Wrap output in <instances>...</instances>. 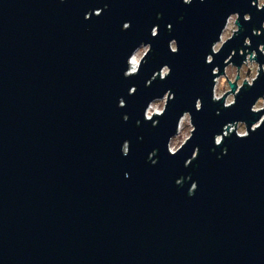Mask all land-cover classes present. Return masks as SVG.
I'll use <instances>...</instances> for the list:
<instances>
[{
	"label": "water",
	"instance_id": "1",
	"mask_svg": "<svg viewBox=\"0 0 264 264\" xmlns=\"http://www.w3.org/2000/svg\"><path fill=\"white\" fill-rule=\"evenodd\" d=\"M233 12L240 32L206 64ZM262 23L252 0H0V264H264V125L214 145L224 125L250 130L259 119L250 107L264 96V72L235 106L211 100L212 68L222 75L233 52L239 67L242 51H258ZM142 42L151 51L125 78ZM164 65L171 74L147 85ZM169 89L175 98L153 127L144 111ZM185 111L196 130L170 155Z\"/></svg>",
	"mask_w": 264,
	"mask_h": 264
},
{
	"label": "clouds",
	"instance_id": "2",
	"mask_svg": "<svg viewBox=\"0 0 264 264\" xmlns=\"http://www.w3.org/2000/svg\"><path fill=\"white\" fill-rule=\"evenodd\" d=\"M64 0H61L63 3ZM193 0H183L185 5H191ZM204 0H200V3H203ZM252 5L258 11H264V0H252ZM107 7V5H105ZM103 12V9H95L94 11H89L85 15V19H90L92 15L100 16ZM158 14V18H159ZM240 13L233 12L226 17L225 24L219 33L218 40L214 41L211 44V53L206 56V64H213L215 55L221 53L223 47L227 42L232 40L234 36H236L240 32L239 26ZM252 17L250 14L245 13L243 16V20L245 22L251 21ZM131 26L130 22H125L123 24V30L129 29ZM168 29H171V25H168ZM158 26H153L151 30V36L156 37L158 35ZM264 32V23L261 24L260 29H253L252 35L260 36ZM244 45L246 48H250L251 39L245 38ZM169 50L172 54H176L179 51V45L177 40L172 39L168 44ZM151 51V45L141 43L137 46L129 55L127 59V70L123 73L125 78H130L139 73L140 68L145 62L146 57ZM258 53L260 55H264V44H260L257 50L250 51H242L241 55L244 56V59L239 67H237L234 63H232L233 56L236 54L235 52L232 55L228 56L226 60H224V64L226 65L223 69V74L220 73L219 67L212 68V76L214 77L211 88V100L214 103H219L223 101L224 108H231L235 106L237 103V95L241 92L242 89L247 85L248 88H252L255 82L260 77L261 73L264 72V64L258 62ZM233 69L234 71L229 76L228 70ZM171 74V68L168 65L162 66L158 72L154 73L147 81V85H151L152 81L156 80L159 77L161 80L166 79ZM232 85H235V91L232 89ZM136 92V88L132 87L129 91V94H134ZM175 98L174 93L169 89L165 91L162 97L153 98L148 104L144 111V119L146 122H151L153 127L158 126L159 117H162L167 109V105L169 101ZM163 104V107H160V104ZM126 102L123 98H120L118 107H125ZM203 104L201 99H197L195 102V109L197 111L202 110ZM250 111L253 114H260L259 119L251 124V129L249 130V126L245 121H234L224 125L221 134H216L214 136V145L216 147H220L223 144L225 138H229L234 133L238 139H246L250 136L251 132H255L264 125V96L258 97L255 102L251 105ZM219 114V112L217 113ZM128 116L125 115L123 119L125 121L128 120ZM155 118V119H154ZM187 122L191 131L190 134L184 139L180 144H175L174 140L180 135V132L183 129L184 122ZM139 123V121H137ZM195 125L193 124L192 115L190 112L185 111L179 117L178 123L176 126V132L172 135L167 142V151L170 155H176L185 144L192 138L193 133L195 132ZM130 151V145L128 141H125L122 145V154L127 156ZM199 154V148H196L192 157L185 162V167L191 165L192 160L196 159ZM222 154H227V149L224 148ZM157 155V151L153 150L149 154V159L152 160V163L155 164L157 161L153 159ZM126 177L128 174H125ZM190 179V177H189ZM177 184H181L182 180H177ZM197 182L193 181L191 183V187L189 188V195H193L197 189Z\"/></svg>",
	"mask_w": 264,
	"mask_h": 264
},
{
	"label": "rangeland",
	"instance_id": "3",
	"mask_svg": "<svg viewBox=\"0 0 264 264\" xmlns=\"http://www.w3.org/2000/svg\"><path fill=\"white\" fill-rule=\"evenodd\" d=\"M233 71H234L233 69H229L228 70V75L230 76ZM159 106L163 107V104L161 103ZM190 131H191V129L188 126L187 122L185 121L184 124H183V129L180 132V135L174 140V143L177 144V145L180 144L184 139L187 138V136L190 134Z\"/></svg>",
	"mask_w": 264,
	"mask_h": 264
}]
</instances>
